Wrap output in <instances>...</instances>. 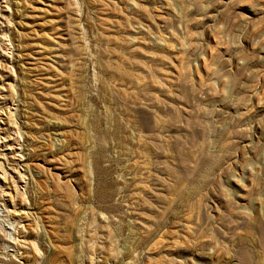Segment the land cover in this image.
<instances>
[{
    "label": "rangeland",
    "instance_id": "1",
    "mask_svg": "<svg viewBox=\"0 0 264 264\" xmlns=\"http://www.w3.org/2000/svg\"><path fill=\"white\" fill-rule=\"evenodd\" d=\"M0 264H264V0H0Z\"/></svg>",
    "mask_w": 264,
    "mask_h": 264
}]
</instances>
